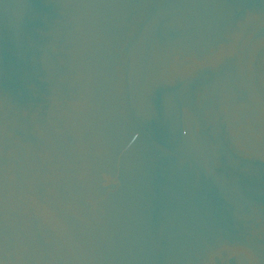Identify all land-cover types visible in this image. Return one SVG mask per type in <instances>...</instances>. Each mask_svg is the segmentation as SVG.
Listing matches in <instances>:
<instances>
[{
	"label": "water",
	"instance_id": "1",
	"mask_svg": "<svg viewBox=\"0 0 264 264\" xmlns=\"http://www.w3.org/2000/svg\"><path fill=\"white\" fill-rule=\"evenodd\" d=\"M0 264H264V0H0Z\"/></svg>",
	"mask_w": 264,
	"mask_h": 264
}]
</instances>
